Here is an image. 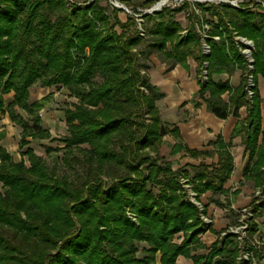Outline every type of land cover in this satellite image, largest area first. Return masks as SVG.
<instances>
[{"label":"trees","instance_id":"16d2710c","mask_svg":"<svg viewBox=\"0 0 264 264\" xmlns=\"http://www.w3.org/2000/svg\"><path fill=\"white\" fill-rule=\"evenodd\" d=\"M65 1L0 0V113L4 95L12 90L9 116L21 127L17 162L0 145V264H174L178 256L190 259L189 264H235L239 247L234 235L216 237L208 246L199 241L205 229L200 215L206 208L199 210L184 198L177 178L186 173L185 167L174 170L169 160L157 162L161 137L168 131L155 106L162 93L147 76L139 80L132 50L141 40L135 15L157 0H117L132 7L123 22L118 14L124 11L113 5L106 14L101 0L67 1V5ZM262 3L247 0L235 7L225 1L198 2L196 6L209 20L199 21L192 8L183 28L174 15L188 7L184 1L141 14L145 27L140 26L157 39L153 47L166 61L183 66L187 59L194 61L199 96L212 112L219 117L236 115L245 105L246 115L234 131L241 133L247 150L242 178L263 196L260 204L254 203L255 198L252 201L255 214L258 207L264 210V125L258 90V76L264 77ZM203 22L209 24L204 37ZM114 25L120 32L110 31ZM234 36L253 42L251 69L240 49L243 44ZM202 42L209 47L207 54ZM235 67L240 70L235 87L210 78ZM203 69L207 79L201 82ZM96 73L102 78L98 84L92 80ZM249 74L251 96L246 88ZM35 81L48 87L63 85L76 98L62 108L66 135L51 137L41 126L38 111L48 96L27 101L28 87ZM142 85L149 94L138 89ZM206 92L208 96L203 97ZM223 93H227L226 101ZM12 106L30 114L31 124L16 117ZM145 116H149L146 123ZM172 131L176 134L175 128ZM27 136L63 143V162L78 147L84 155L80 182L50 171L27 146ZM81 144L87 148L81 149ZM217 144L221 150L216 165H187L197 198L205 191L228 192L222 184L232 170V157L222 141ZM182 148L176 143L171 152ZM145 149L155 156L150 158ZM256 231L257 224L249 219V235ZM175 235L181 237L179 242L174 241ZM140 242L146 247L139 248ZM201 248L206 251L196 252ZM244 249L264 258V240L257 246L244 242Z\"/></svg>","mask_w":264,"mask_h":264},{"label":"rangeland","instance_id":"374dc122","mask_svg":"<svg viewBox=\"0 0 264 264\" xmlns=\"http://www.w3.org/2000/svg\"><path fill=\"white\" fill-rule=\"evenodd\" d=\"M74 2H79L81 4H88L90 0H72ZM112 1L113 0H101L99 1V5L104 8L106 14H110V11L112 9ZM117 1V0H116ZM133 1V0H131ZM161 1L157 0L156 2ZM187 2V6L183 11L176 13L174 15V18L178 20L184 27L187 25V16L186 13L192 9L195 8V12L199 15V21L202 19H208L206 14H203L200 12L199 8L196 6V3L198 2H218V0H162V5H169L171 7L173 6H178L182 4L183 2ZM233 1V0H232ZM241 1H247V0H236L235 7H238V3ZM67 5V0L65 1ZM123 4V3H122ZM130 12L132 7L130 5L126 6L123 4ZM262 10L264 11V3L261 4ZM139 9V8H138ZM124 11V10H123ZM144 12V9L143 11ZM142 14V13H141ZM141 14H137V26L138 27H145V23L142 22ZM202 15H204L203 18ZM119 19L123 22L126 19L125 11L120 12L118 14ZM98 27H102L99 26ZM116 31L120 32L121 28H119L117 25H114L113 28L110 29V31ZM141 36V40L139 41L138 44H136L133 47V51L136 53V59H135V67L139 70V80L144 79L146 77V66H149V61L151 62V59L154 61H166L163 53L161 51H158L155 47H153V43L156 42L157 39H154L151 37L147 31L143 32V35ZM241 37V36H240ZM151 57V58H150ZM92 80L94 83H100L102 78L101 75L96 73L93 77ZM139 90H141L145 95L149 94V89L144 85L138 87ZM258 90L262 95H264V77L258 76ZM13 96V91H9L4 95V103L5 107L2 113H0V137L3 138L4 140L2 141V144L10 154H11V160L13 162H17L20 158L19 152L20 148L18 147V140L20 137V131L21 127L17 124H15L12 119L9 116V108L7 106L8 102L11 101ZM44 96H48V100L46 101L45 105L38 111V114L40 115L41 119V126L43 128H46L51 137H60L64 136L67 134L66 131V124L64 122V115L62 108L70 106L73 102L76 101V98L73 97L67 90V88L63 85L61 86H43L41 85L38 81L33 82L29 87H28V97L27 101L31 102L33 100H38ZM13 113L16 115V117H21L23 118L28 124H31V115L27 114L26 111L23 109L17 107V106H12L10 108ZM149 116H145L143 122L146 123L148 122ZM6 136V137H5ZM27 140H29V143L27 146L31 147L34 152L42 157V161L46 165V167L54 172L58 176H66L69 180H72L73 182H80V180L83 177L84 173V167L83 165V160H84V155L83 152L78 149V147L72 148L71 154L68 155L67 162H63L61 160L62 158V147L63 143H58L56 140L51 141L47 139H38V138H32L31 136L26 137ZM1 142V141H0ZM161 145L166 146L165 139H162ZM160 145V146H161ZM167 147V146H166ZM46 148H49L46 151ZM81 149H86L87 146L86 144H81L80 145ZM160 147H158L159 149ZM165 148V147H164ZM145 152L149 153L150 158L155 156V153L153 151H150L148 149H145ZM167 151V150H164ZM162 152L164 155L160 153V151H157L156 156L158 157L157 162L161 164L163 160H167L170 158L172 160V168L174 170H178L180 168V164H182V160L179 157L178 159L173 156H169L166 152ZM162 157V159L160 158ZM146 163H142L140 168H143ZM186 173L182 172L179 173L178 176V184L182 188V193L184 195V198L192 203L195 201H198L201 203L202 207L204 206L206 208L207 205H209V213L207 211L204 213V216H207L210 219V222L208 226H205V221L202 219L205 229L204 231L199 234L198 238L199 241L202 242L204 245L208 246L213 239L216 237L222 238L223 235L221 234L222 231H219L221 227H225L228 225V223H232V220L235 217V213L233 209L229 208L228 203V196L229 194L224 195H219L217 193L211 194L209 196L202 195L201 197H196L194 189V182H191V176H192V171L190 168H185ZM142 173H144L145 170L142 169ZM103 180L105 182L109 181V177L107 175H104ZM246 186L243 188V190H246V195L251 197L252 192H251V182L249 180H244L243 181ZM233 186H238L237 183L233 184ZM232 187V186H231ZM229 187V188H231ZM259 190V188H257ZM255 189V190H257ZM215 196V197H214ZM257 202L255 204H260V200H262L263 196L259 190V194H257ZM215 198V199H214ZM219 205L221 207L222 211L217 210L216 206ZM247 209H252L251 206L248 207V205L245 207ZM202 210V209H201ZM207 210V209H206ZM216 211V212H215ZM252 211V210H251ZM257 214L254 215L256 219L259 221L261 220L260 218H264V210H259V207L257 208ZM209 214V215H208ZM220 220V221H219ZM219 221L220 227L219 229H216L217 232L215 231V236H211L212 240H209L210 238H207V234L205 231L211 229V225L215 222ZM262 226V227H261ZM260 227V233L261 230H264V225H261ZM208 228V229H207ZM260 233H253L251 236L249 235V232L246 233L247 238L245 239V242L248 241H254V239H257V241L262 239L263 235H260ZM219 234V235H218ZM253 235V236H252ZM181 239L180 236L175 235L174 236V241L179 242ZM260 242V241H259ZM139 248L141 247H146V244L144 242H140ZM258 244H256L257 246ZM205 248L198 249L196 252L202 253L205 252ZM138 255L141 253L138 252ZM156 261L158 262L159 258V253L157 252L155 254ZM254 262L256 264H264V258H259L256 255L254 256ZM190 259L185 258L183 256H178L175 260L174 264H189Z\"/></svg>","mask_w":264,"mask_h":264},{"label":"crops","instance_id":"0c3cea01","mask_svg":"<svg viewBox=\"0 0 264 264\" xmlns=\"http://www.w3.org/2000/svg\"><path fill=\"white\" fill-rule=\"evenodd\" d=\"M213 20H215V18H213ZM180 25L184 28L181 23ZM208 26V22L202 23V37L205 36V31ZM182 33H184V31H182ZM239 75L240 70L235 67V69H233L230 73H213L210 78L214 82H227L232 87H235L238 85ZM146 76L149 82L155 86L156 91L162 93V96L155 100V106L159 117L163 122V125L168 130L167 133L161 137V141L162 139H165L167 147L161 145L160 143L161 146L159 145L160 148L158 149L162 155H164L162 152L167 150L164 152L169 154V156H173L174 158L176 157L177 159L181 157L180 159L183 160L182 164L178 165L180 168H189L187 165H196L199 162H204L208 165H216L218 160V151L221 150L217 141L220 140L225 144V148L229 151L232 157V170L222 185L224 188L228 189L226 194H229L230 196H228L227 205H229L230 209L234 210L235 217L232 220V223H228L227 226H223L220 229V220L215 221L211 225V229L205 231V233H208L207 238L212 240L211 236H215L214 232H217L216 229L224 231L229 225L236 222L239 216V210L245 208L247 205L248 207H252V201L254 198V203L257 202L258 196L255 192L258 189L255 190L251 184V197L246 195V190H243L246 184L243 183L244 179L242 178L241 172L246 161L247 150L244 149V145L242 144L241 133H235L234 131L237 123L244 119L246 115V107L245 105H241L237 109L236 115L229 113L225 117H219L212 112L204 99L199 96L198 77L195 72V63L192 59H187L186 66H183L178 62L154 61L151 59V62L149 61V66L146 68ZM259 95L260 120L261 125L263 126L264 95L261 96L260 92ZM207 96L208 93L206 92L203 97ZM221 98L223 101H226L227 93L221 94ZM173 128L176 129V134L173 133ZM3 140L4 139L0 137L1 146H3ZM176 143H180L183 148L175 153H172L171 147ZM190 152H196V155H192ZM167 160H169L172 164V160L170 158ZM235 183H237L238 186H233ZM236 189L238 192L232 196L231 192ZM211 194L214 193L205 191L199 197L202 195L209 196ZM217 194L222 196L224 195V197H226L225 194ZM209 207V205L206 206L207 213H209ZM216 208L217 210L222 211L219 205H217ZM260 219L261 220H259V224L257 225V231L254 233H260L259 231L262 227L261 225H264V218ZM261 232L262 233H260V235H263L264 230H261Z\"/></svg>","mask_w":264,"mask_h":264},{"label":"built area","instance_id":"2783aa9c","mask_svg":"<svg viewBox=\"0 0 264 264\" xmlns=\"http://www.w3.org/2000/svg\"><path fill=\"white\" fill-rule=\"evenodd\" d=\"M67 1H72V0H67ZM218 1H223V0H218ZM78 4L81 3L78 2ZM144 11H146V9H144ZM126 12L131 13L128 9ZM139 34L143 35V31L140 27H139ZM217 38H218L217 36H213V39L217 40ZM234 38L236 41H240L243 44V47H241L240 49L241 52L244 54L249 69H251L252 68L251 50L254 48L253 42L249 39L240 36H234ZM202 51L205 54L209 52V47L204 42H202ZM204 66H206V62H204ZM199 79L201 82L206 81L207 76L205 69L202 70ZM246 86H247L246 88H247L248 96H251L250 87L253 86V83H252V76L250 74L248 75ZM255 193L256 195L259 194V190H257ZM194 203L197 205L199 210L202 209V205L200 202L195 201ZM200 217L205 221V226H208L210 219L207 216H204L203 214H201ZM249 219L254 221L257 225L259 224V221L256 219L251 209L242 208L241 210H239V216L236 222L229 225L224 231L221 232L223 236L226 234L234 235L236 241L238 242L239 252L236 257L235 264H256L254 262V256L252 251L244 249L245 239H248L246 233L248 232L249 229ZM263 240L264 238L262 237L261 241ZM259 241H257V239H254V241L253 240L250 241V244L256 246V244H259Z\"/></svg>","mask_w":264,"mask_h":264},{"label":"water","instance_id":"95a60500","mask_svg":"<svg viewBox=\"0 0 264 264\" xmlns=\"http://www.w3.org/2000/svg\"><path fill=\"white\" fill-rule=\"evenodd\" d=\"M225 2H229L230 4H232L233 6H236L235 2L236 0H223ZM162 1H158V2H155L150 8L146 9V11H144L142 14H146V13H151L153 11H157V10H160V5H161ZM112 4L114 6H117L119 8H121L122 10L124 11H127V8L120 2L116 1V0H113L112 1ZM141 16V15H140Z\"/></svg>","mask_w":264,"mask_h":264}]
</instances>
